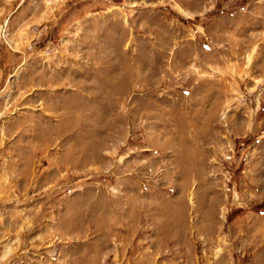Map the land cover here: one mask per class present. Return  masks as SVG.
Returning <instances> with one entry per match:
<instances>
[{
    "label": "rangeland",
    "instance_id": "374dc122",
    "mask_svg": "<svg viewBox=\"0 0 264 264\" xmlns=\"http://www.w3.org/2000/svg\"><path fill=\"white\" fill-rule=\"evenodd\" d=\"M0 27V264H264V0H0Z\"/></svg>",
    "mask_w": 264,
    "mask_h": 264
},
{
    "label": "bare ground",
    "instance_id": "6f19581e",
    "mask_svg": "<svg viewBox=\"0 0 264 264\" xmlns=\"http://www.w3.org/2000/svg\"><path fill=\"white\" fill-rule=\"evenodd\" d=\"M0 31L2 34H5V30L3 29V27H0Z\"/></svg>",
    "mask_w": 264,
    "mask_h": 264
},
{
    "label": "crops",
    "instance_id": "0c3cea01",
    "mask_svg": "<svg viewBox=\"0 0 264 264\" xmlns=\"http://www.w3.org/2000/svg\"><path fill=\"white\" fill-rule=\"evenodd\" d=\"M9 56H10V54H9Z\"/></svg>",
    "mask_w": 264,
    "mask_h": 264
}]
</instances>
